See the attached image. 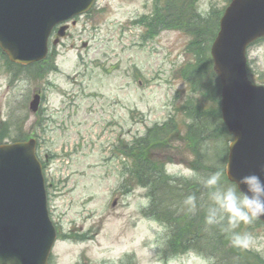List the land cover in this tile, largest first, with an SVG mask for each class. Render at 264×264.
<instances>
[{
	"label": "rangeland",
	"instance_id": "obj_1",
	"mask_svg": "<svg viewBox=\"0 0 264 264\" xmlns=\"http://www.w3.org/2000/svg\"><path fill=\"white\" fill-rule=\"evenodd\" d=\"M164 4L98 0L50 48L57 71L41 80L22 72L14 77L0 55V131L8 143L20 135L37 141L58 232L49 264H215L193 250L165 253L168 227L144 216L151 205L148 191L124 174L132 171V161L119 152L155 125L172 122L184 138L192 124L180 112L189 101L182 70L193 60L192 37L164 31L145 40V27L135 23ZM227 5L198 0L197 10L204 17L223 15ZM248 69L251 80L264 85V44L248 50ZM39 93L40 110L33 113L30 105ZM216 147L218 159L214 152L210 159L221 165L225 148ZM170 149L178 155L167 154V174L199 180L192 151L179 140ZM249 237L247 250L264 261V225L254 224Z\"/></svg>",
	"mask_w": 264,
	"mask_h": 264
},
{
	"label": "water",
	"instance_id": "obj_2",
	"mask_svg": "<svg viewBox=\"0 0 264 264\" xmlns=\"http://www.w3.org/2000/svg\"><path fill=\"white\" fill-rule=\"evenodd\" d=\"M96 1L0 0L1 50L20 66L45 60L54 28L88 13ZM67 29L62 26L58 37ZM261 38L264 0H232L210 50L222 120L233 137L226 166L231 183L264 168V86L247 72L248 48ZM40 103L37 94L30 110L38 112ZM257 220L264 223V217ZM56 238L36 140L0 145V264H49Z\"/></svg>",
	"mask_w": 264,
	"mask_h": 264
},
{
	"label": "trees",
	"instance_id": "obj_3",
	"mask_svg": "<svg viewBox=\"0 0 264 264\" xmlns=\"http://www.w3.org/2000/svg\"><path fill=\"white\" fill-rule=\"evenodd\" d=\"M158 1L165 4L155 5L151 15L135 23L145 27V40L164 31H180L192 37L188 52L193 55V60L187 62L182 70V77L190 89L189 101L180 108L192 124L188 125L184 138L180 137L176 124L166 122L148 129L132 144L121 146V155L132 161V171L127 169L124 174L129 173L136 186L148 191L151 205L143 212L144 216L168 227L166 254L174 257L193 250L215 259V264H264L258 254L233 244L234 234L249 236L254 224L261 223L255 219L250 223L240 222L233 228L215 199L231 184L226 177V166L232 137L222 120L221 84L210 56L223 10L204 17L197 10L198 0ZM230 1L226 0V3ZM0 54L5 57L1 51ZM50 57L27 67L11 64L5 58L6 67L14 77L22 72L29 78L41 80L57 71L52 67ZM6 137L0 131L1 144ZM27 140L29 138L25 135H20L12 142ZM178 140L192 151L191 168L199 180H184L167 174V154L178 155L176 150L170 149L171 143ZM219 144L225 148L221 165L216 162L218 155L215 154ZM211 152L215 154V161L210 159ZM216 172L221 173V179L211 185L208 181ZM189 197L194 198V204L188 203ZM206 215L212 216L215 221L212 225L206 223Z\"/></svg>",
	"mask_w": 264,
	"mask_h": 264
},
{
	"label": "clouds",
	"instance_id": "obj_4",
	"mask_svg": "<svg viewBox=\"0 0 264 264\" xmlns=\"http://www.w3.org/2000/svg\"><path fill=\"white\" fill-rule=\"evenodd\" d=\"M264 168L261 174L252 173L242 176L238 181L227 186L222 195H216V203L226 214V219L234 228L238 223H250L264 217ZM221 179V173H213L208 183L215 185ZM243 185V188L240 186ZM189 204H194V198H188ZM205 221L212 225L215 221L212 216L206 215ZM250 241L248 235L234 234L233 244L246 247Z\"/></svg>",
	"mask_w": 264,
	"mask_h": 264
},
{
	"label": "flooded vegetation",
	"instance_id": "obj_5",
	"mask_svg": "<svg viewBox=\"0 0 264 264\" xmlns=\"http://www.w3.org/2000/svg\"><path fill=\"white\" fill-rule=\"evenodd\" d=\"M258 44H264V38L259 39V40H258L255 44H253L250 48H252V47H254V46L258 45ZM250 78H251V76H250Z\"/></svg>",
	"mask_w": 264,
	"mask_h": 264
}]
</instances>
